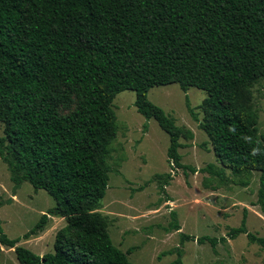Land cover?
<instances>
[{
	"label": "trees",
	"instance_id": "obj_1",
	"mask_svg": "<svg viewBox=\"0 0 264 264\" xmlns=\"http://www.w3.org/2000/svg\"><path fill=\"white\" fill-rule=\"evenodd\" d=\"M263 79L264 0H0V159L15 193L29 183L56 201L24 239L42 233L51 217L66 222L43 256L17 246L20 239L0 226L1 246L14 249L19 264H134L135 248L115 246L100 212L118 132L113 102L134 91L138 112L170 137L173 167L197 173L179 152L190 130L148 98L171 84L207 94L202 121L187 106L222 167L202 171L219 187L230 183L224 169L246 187L260 173L264 215V136L251 106V89ZM247 211L226 237L180 232L181 243L216 247L245 234L264 248L246 228ZM171 217L168 231H181L175 211ZM168 253L178 254L171 264H184L180 248Z\"/></svg>",
	"mask_w": 264,
	"mask_h": 264
},
{
	"label": "rangeland",
	"instance_id": "obj_2",
	"mask_svg": "<svg viewBox=\"0 0 264 264\" xmlns=\"http://www.w3.org/2000/svg\"><path fill=\"white\" fill-rule=\"evenodd\" d=\"M251 106L258 111V132L264 136V79L251 89ZM149 100L162 108L179 127L190 130L191 136L180 140L182 164L194 168L187 174L176 169L168 159L170 137L157 121L148 120L135 106L136 93L124 91L115 98L113 109L117 117V135L111 145L110 181L100 212L109 220V232L116 247L128 255L134 264H171L178 258L168 253L180 248L184 264H264V248L240 234L226 243L212 247L209 243H181L180 232L221 239L231 229L242 227L247 209L246 228L252 235L264 239V215L258 205L260 173H254L249 186L241 178L224 169L230 183L219 187L217 179L202 169L210 164L218 168L208 136L189 112V107L203 120L200 108L207 94L197 88L183 91L179 84L155 87ZM71 109H64L69 113ZM2 127H0V136ZM169 183L164 184L169 175ZM245 179V178H244ZM243 179V180H244ZM207 180L211 187L205 186ZM12 200V202H8ZM0 226L17 246L43 256L54 251L56 235L66 222L51 217L45 230L29 240L24 239L41 216L56 206L55 199L45 190H35L24 183L15 193L7 166L0 159ZM175 211L181 231H168ZM166 253V254H164ZM0 264H19L14 249L0 244Z\"/></svg>",
	"mask_w": 264,
	"mask_h": 264
}]
</instances>
